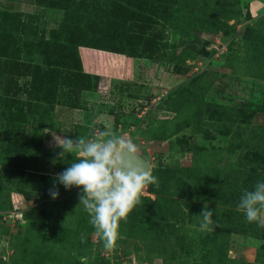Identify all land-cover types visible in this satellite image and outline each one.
<instances>
[{
  "label": "rangeland",
  "instance_id": "obj_1",
  "mask_svg": "<svg viewBox=\"0 0 264 264\" xmlns=\"http://www.w3.org/2000/svg\"><path fill=\"white\" fill-rule=\"evenodd\" d=\"M87 47L130 54L139 83L87 75ZM101 131L129 139L158 180L111 250L81 187L49 194L75 160L55 137ZM258 181L264 0H0V264H264V227L237 208Z\"/></svg>",
  "mask_w": 264,
  "mask_h": 264
},
{
  "label": "clouds",
  "instance_id": "obj_2",
  "mask_svg": "<svg viewBox=\"0 0 264 264\" xmlns=\"http://www.w3.org/2000/svg\"><path fill=\"white\" fill-rule=\"evenodd\" d=\"M60 159L72 154L75 160L62 173L56 174L49 194L58 198L56 184L66 189L81 187L80 203L88 213L89 224L103 241V247L111 250L118 238L119 222L140 203L142 190L150 184H158L151 172L144 168L125 170L123 153L136 155V146L123 135L110 131L98 132L94 138L78 136L71 138L55 137ZM248 222H257L264 227V181H258L253 190H245L237 205ZM201 231H210L214 224L213 211L206 203L199 214ZM85 234H81V240Z\"/></svg>",
  "mask_w": 264,
  "mask_h": 264
},
{
  "label": "crops",
  "instance_id": "obj_3",
  "mask_svg": "<svg viewBox=\"0 0 264 264\" xmlns=\"http://www.w3.org/2000/svg\"><path fill=\"white\" fill-rule=\"evenodd\" d=\"M78 56L82 70L85 73L96 75L99 78L100 82L103 84L106 83L107 86L111 84L121 83H139L131 80V76L135 77L139 75L137 73H134V71H137L138 68L136 64H133V59L124 57L122 55L109 52H101L89 48H79ZM145 74L148 77L147 72ZM155 75L157 80L155 78H152V85H156L157 83L156 86L158 88L154 89L157 91H163V89H166V84L169 83V78L166 73L161 71L157 72ZM155 98L153 97L151 101H153V99L155 100ZM98 115L101 114L96 113V116Z\"/></svg>",
  "mask_w": 264,
  "mask_h": 264
},
{
  "label": "water",
  "instance_id": "obj_4",
  "mask_svg": "<svg viewBox=\"0 0 264 264\" xmlns=\"http://www.w3.org/2000/svg\"><path fill=\"white\" fill-rule=\"evenodd\" d=\"M123 159H124L123 167L125 170H131L137 168H144L145 171H147V169L149 170L147 162L138 153H136V155H132L130 153L124 152Z\"/></svg>",
  "mask_w": 264,
  "mask_h": 264
},
{
  "label": "trees",
  "instance_id": "obj_5",
  "mask_svg": "<svg viewBox=\"0 0 264 264\" xmlns=\"http://www.w3.org/2000/svg\"><path fill=\"white\" fill-rule=\"evenodd\" d=\"M88 48V47H87ZM94 49L95 47H89V49ZM95 49H97L98 51H99V49L100 48H95ZM94 49V50H95ZM103 51H105V52H109V53H114V54H118V55H122V56H124L125 55V57L127 56V57H130L131 55L130 54H125L124 52H120V51H116V50H108V49H105V50H103ZM132 57V56H131ZM87 75H89V74H87ZM92 75V74H91ZM93 77H95V78H97V79H99L96 75H92ZM174 130L173 131H171V132H169L166 136L169 138V137H171L173 134H174Z\"/></svg>",
  "mask_w": 264,
  "mask_h": 264
}]
</instances>
